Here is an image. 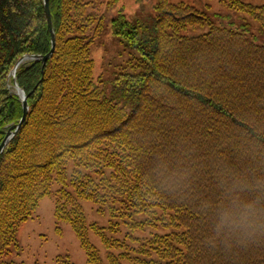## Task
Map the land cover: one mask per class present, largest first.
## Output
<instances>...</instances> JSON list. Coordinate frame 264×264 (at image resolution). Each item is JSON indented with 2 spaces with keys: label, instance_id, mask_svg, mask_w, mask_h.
<instances>
[{
  "label": "trees",
  "instance_id": "16d2710c",
  "mask_svg": "<svg viewBox=\"0 0 264 264\" xmlns=\"http://www.w3.org/2000/svg\"><path fill=\"white\" fill-rule=\"evenodd\" d=\"M223 1L264 29V6ZM91 4L50 0L55 52L13 75L24 57L48 55L52 36L44 0H0V147L24 114L16 84L29 107L0 155V264L54 186L56 219L72 226L89 264H264V45L213 25L184 35L206 15L158 0L151 24L113 21L137 56L96 78L91 49L104 18ZM81 201L118 220L145 216L133 230L170 231L133 238L150 260L110 252L106 263L90 229L107 248L124 244L88 226Z\"/></svg>",
  "mask_w": 264,
  "mask_h": 264
},
{
  "label": "rangeland",
  "instance_id": "374dc122",
  "mask_svg": "<svg viewBox=\"0 0 264 264\" xmlns=\"http://www.w3.org/2000/svg\"><path fill=\"white\" fill-rule=\"evenodd\" d=\"M92 3V13L102 15L104 27L101 36L91 49V56L95 62V77L102 76L110 80L122 66H129L130 60L137 56L136 52L120 37L114 35L113 21L123 15L131 22L144 21L151 24L156 16L155 6L158 0H118L110 5L109 0H85ZM173 4L185 3L196 7L203 12L207 21L205 25L189 27L184 35L190 37L203 35L211 26L225 27L244 33L250 40L264 45V29L253 16L232 9L223 0H169ZM244 3L255 6H264V0H242ZM134 52H132L130 49ZM124 60V62H123ZM104 76V77H103ZM57 186L53 187L52 194L45 197L36 212L24 222L17 232V243L11 247L6 261L10 264H89L88 257L81 246L76 232L66 222H59L55 216ZM88 226L97 224L105 229L111 240H119L124 246L107 248L102 238L92 229L89 231L91 243L98 249L101 257L107 263L108 253L116 255L131 253L132 256L150 260L134 250L142 247L146 241H134L133 238L146 240L156 234H165L170 230L156 229L148 226L145 230H133L130 225L140 223L145 216L126 217L122 220L112 218L107 212L100 211V205L90 201H81ZM120 223L116 231L114 225ZM61 230V232L59 231ZM156 258L154 255H152ZM123 264H144L132 260H124Z\"/></svg>",
  "mask_w": 264,
  "mask_h": 264
},
{
  "label": "water",
  "instance_id": "95a60500",
  "mask_svg": "<svg viewBox=\"0 0 264 264\" xmlns=\"http://www.w3.org/2000/svg\"><path fill=\"white\" fill-rule=\"evenodd\" d=\"M44 8H45V12H46V17H47V21H48V26L51 32V36H52V49L50 51V53L46 56H26L24 57L17 65V67L15 68L13 75H15L17 68L24 62L26 61H32V60H36V61H42L44 64H46L48 62V60H50L55 52V47H56V38H55V30L53 27V22H52V15H51V10H50V0H44ZM15 89L17 94L20 96V98L22 99V103H23V117L22 120L20 121V123L18 124L16 130L13 131H9L8 135L5 139V141L2 143L1 147H0V155L4 152L6 146L9 144V142L14 138V136L16 135V133L18 132V130L21 128L22 124L25 122L28 113H29V107H28V97L25 95L24 91L21 90L18 85H15Z\"/></svg>",
  "mask_w": 264,
  "mask_h": 264
}]
</instances>
